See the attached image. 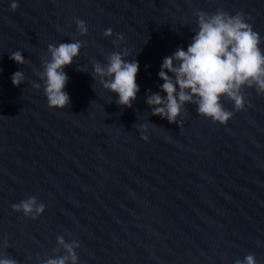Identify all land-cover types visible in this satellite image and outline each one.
<instances>
[{
    "label": "water",
    "instance_id": "95a60500",
    "mask_svg": "<svg viewBox=\"0 0 264 264\" xmlns=\"http://www.w3.org/2000/svg\"><path fill=\"white\" fill-rule=\"evenodd\" d=\"M12 2L0 0V256L42 264L63 254L53 252L63 236L79 242L78 264H235L250 254L264 264V95L245 88L241 111L223 98L234 113L226 125L190 103L169 123L146 103L160 92L163 58L198 31L197 11L243 12L264 50V0ZM75 41L84 46L64 68L69 105L50 108L42 58L49 44ZM124 49L139 63L131 108L93 79L95 62ZM29 196L46 205L36 219L11 207Z\"/></svg>",
    "mask_w": 264,
    "mask_h": 264
},
{
    "label": "clouds",
    "instance_id": "9594fccd",
    "mask_svg": "<svg viewBox=\"0 0 264 264\" xmlns=\"http://www.w3.org/2000/svg\"><path fill=\"white\" fill-rule=\"evenodd\" d=\"M15 11L19 5L16 0L11 3ZM198 31L192 37L187 50L178 47L176 51L163 58L159 78L163 81L160 92L147 94L146 103L152 109V115L167 119L169 123H177L185 104H195L198 115L210 119L213 123L226 125L234 113L225 109L223 98L234 103L236 111L245 109V88H255L257 94L264 95V50L261 49V37L246 22L245 14L237 12L235 15L217 10L213 14L197 11ZM77 30L81 36L88 32L85 21L76 20ZM113 32L107 29L105 37H111ZM124 37L117 35L114 44H118ZM84 46L81 41L71 43L49 44L43 60V71L39 73L44 81V93L48 106L64 109L69 105L70 97L64 90L68 76L64 72L79 55ZM127 49L122 52H112L107 62L93 65V79H99L104 89L118 95L116 103L123 107H132L137 98L140 87L136 82L139 72L138 61L126 60ZM11 60L17 64H24L25 58L21 51L11 53ZM79 70V69H78ZM12 84L19 86L25 81L23 71H16L11 76ZM36 89L40 84L34 83ZM141 133L148 131L147 124L138 126ZM181 127V125H180ZM141 139L149 140L147 134ZM13 211L22 212L24 217L38 218L46 208L37 197L29 196L19 203L11 205ZM58 247L53 252L63 250L62 255L49 256L42 264H78L76 249L80 244L76 240L66 241L63 236H57ZM2 247L7 248V239ZM0 264H18L17 260L9 256H0ZM235 264H257L254 255H247L243 260L237 259Z\"/></svg>",
    "mask_w": 264,
    "mask_h": 264
}]
</instances>
